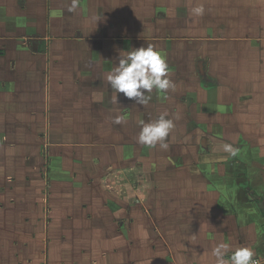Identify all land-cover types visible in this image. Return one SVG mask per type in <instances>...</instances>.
<instances>
[{"label":"rangeland","instance_id":"rangeland-1","mask_svg":"<svg viewBox=\"0 0 264 264\" xmlns=\"http://www.w3.org/2000/svg\"><path fill=\"white\" fill-rule=\"evenodd\" d=\"M124 1L128 3L127 14L110 21L113 28L110 34L100 27L107 21L99 16L97 22L96 17H92L94 14L85 13V5L68 11L71 0H41L42 6L46 3L51 6L52 14H46L48 27L50 24V29L58 33L48 28L45 40L55 50L62 44L58 52L52 51L53 55L47 50L54 59L53 69L55 72L58 68L59 72L64 70L65 76L70 77L68 74L75 71L81 76L77 81L74 77L66 79L61 88L66 96L62 100L67 107L66 118L74 115L79 122L73 130L56 132L54 128L63 125V116L58 119L54 115L52 120L49 117L52 130L38 125V130L16 132L18 142L28 145L5 147L7 140L0 146V264H80L82 261L89 264L94 261L65 256L61 253L58 234L69 238L78 234L63 244L71 253L91 250L100 253L111 249L128 255H133L135 250L138 253L139 232L135 234L134 228L127 232V243L121 246L100 243L93 247L84 235L93 229L102 234L104 227L72 226L71 221L76 225L77 220L80 225L87 224L88 217H91L89 223L102 224L104 219H110V206L115 208L118 217L124 215L125 207L141 206L143 226L156 224L166 232L165 221L155 215L153 204L156 202L201 206L203 202L214 200L225 205L238 201L240 208L241 205L251 208V212L245 213L252 215L256 222L251 229L257 233V238L264 236V130H248L246 111L244 114L241 108V114L238 113L229 95L222 100V93L217 92L219 88L206 92L205 84L197 76L196 60L208 56L199 43L192 42L189 47L181 31L182 14H193L194 0ZM57 3L64 4L59 12L65 14H56ZM118 5L119 2L114 1L113 6ZM57 15L62 16L59 22ZM106 18L109 19V15ZM88 20L93 28H87ZM103 37H108L110 44L97 50L107 42L101 39ZM167 38L173 42L165 41ZM66 43L82 45L84 49L72 50L71 46H64ZM233 44L239 45L234 41ZM149 45L163 54L168 64V78L174 86L166 93L154 89L146 105L135 103L123 93H119L117 103H113L116 93L107 83L106 73L118 64L123 51ZM81 79L83 81L79 82ZM93 94L102 99L94 102ZM243 98L246 101V97ZM222 101L225 104H221ZM165 112L175 125L165 141L168 148L139 144V121H154ZM117 115L124 117L123 123L113 122ZM64 126L70 127L68 123ZM51 131L55 133L52 139L56 137L58 142L73 145L54 147L51 140H46ZM204 139L207 149L201 144ZM224 144L232 145L235 155L223 151ZM11 154L15 162L8 161ZM133 213L139 212L134 211L129 216ZM50 217L52 222L47 226ZM222 223L214 228H228L229 222ZM183 224V221L178 222L184 230ZM171 228L177 226L173 224L169 230ZM46 229L50 233L47 242ZM159 233H163L161 229ZM147 236L142 237L144 243L140 249L144 264L153 260L145 263L152 256V241ZM158 248L157 252L164 255V249Z\"/></svg>","mask_w":264,"mask_h":264},{"label":"crops","instance_id":"crops-1","mask_svg":"<svg viewBox=\"0 0 264 264\" xmlns=\"http://www.w3.org/2000/svg\"><path fill=\"white\" fill-rule=\"evenodd\" d=\"M114 1L119 2V5L114 7ZM189 1L191 2V0ZM121 2L123 5L120 4L119 0H87L85 3L79 2V5H85V13L94 14L92 17L95 16L97 22L99 21L98 17L102 16L101 20L107 21V24L103 23L100 27L107 29L111 34L113 28L110 21L117 20L121 14H127L128 9L125 6L128 3L126 4L124 0ZM194 3L196 7L202 6L203 14H182L183 26H181V31H183L189 47L192 42L199 43L201 47H204V49L200 47L202 52L205 51L206 56H208V58L203 57L196 60L197 76L205 84L206 92L212 88H219L217 92L222 93V100L229 95L230 100L238 108V113H240L239 109L241 108V112L246 111L245 126L248 130L255 131L260 128L264 130V0H194ZM47 5L48 3L45 4L46 8L42 6L41 0H0L1 147L4 146L3 142L7 140L5 147L28 145L18 142L16 132L38 130V128L40 129L38 125L52 130V126L49 125V117L53 118L54 115L58 119H60V115L63 116V125L56 126L53 130L56 132L65 129L73 130L74 127L76 128L74 125H78L79 122L74 115L72 117L69 115L70 118H66L68 116L65 112L67 107H64V102H62L66 96H64L61 88L66 79L69 78L70 80L74 77L73 80L77 81V78L81 76H78L77 71L68 74L69 77L65 76L67 74L64 70L61 69L62 72H59L58 68V72H55L53 69L54 59L47 54V50L50 49L53 55V52L60 50L62 44L55 50L45 40L48 28L52 33L58 34L53 28L50 29V24L48 27L46 14H52V9L51 6ZM63 6L64 4H56V14H65L59 12ZM140 12L142 10H139ZM85 13L81 12L80 14ZM108 15L109 19L106 18ZM60 17L62 16L57 15V22H59ZM88 17L91 16L88 15ZM110 18L112 19L110 20ZM86 25L87 28H93L90 26L92 25L90 20ZM155 25H159L156 20ZM158 28L162 29L161 26ZM96 38L94 37V39ZM101 39H105L107 42L99 47L94 45L97 50L104 48L107 43L110 44L108 37ZM172 40L167 38L165 41L173 42ZM233 41L239 45H234ZM67 45L71 46L72 50L84 49H81L82 45L74 43L64 44L65 47ZM115 45L120 46L116 43ZM200 62L203 63L202 69L206 78L200 72ZM87 76L90 77L89 74ZM82 81L81 79L79 82ZM217 84L218 86H216ZM243 97H246V101L243 100ZM221 104H225V101H222ZM59 109H63V112H58ZM67 123L70 127L64 126ZM53 131L46 135V140L49 142L51 140L54 147L55 145L60 147L73 145L72 143L58 142L60 140H57L56 137L52 139V135L55 134L52 133ZM10 156L8 161L15 162V156L13 154ZM47 162L49 163L50 160L47 159ZM212 192L214 193V190ZM153 206L156 207L157 219L165 221L164 224L168 229L166 232L156 224L151 223L143 226L141 206L138 208L134 206L131 209L125 207L123 209L124 215L119 217L115 208L110 206V219H104L103 223L98 225L93 222L89 223L91 217H88L87 224L83 225L79 224V220L76 221V225L71 221L74 228L104 227L102 234L93 229L92 232H86L84 235L83 238H86L87 243L93 247L100 243L110 246L112 244L113 247L114 244L121 246L122 243H127V232L134 228L135 234L139 232L137 238L140 243L138 253L135 250L133 255H128L119 249L104 250L100 253H96L95 250L71 253L66 250L67 245L63 246V244L67 239L77 237L78 234L70 236V238L58 234V243L62 244L61 253L72 258V260L73 258L94 260L89 261V264H144L143 251L140 249L143 247L142 237L145 234L152 241L150 249L152 256L148 257L145 263L149 259H153L149 261V264H216L212 250L217 244L224 242L230 246L228 256L237 247H251L256 254L255 257L260 258L261 264H264V236L257 238V233L251 229V226L256 222L251 217L252 215L249 216L245 213L251 212V208L248 209L242 205L240 208L238 201H232V203L225 205L214 200L203 202L201 206L183 203L172 206L171 204L156 202ZM227 206L229 207L226 208ZM161 210L163 211L158 212ZM166 210L169 211L167 214L164 212ZM134 211L139 213H133V216L130 217L129 215ZM256 220L259 221V218ZM180 221L184 223V230L178 226ZM224 221L229 222L228 228L218 230L214 228L216 225L223 224ZM50 222H52L51 217L46 225L48 226ZM173 224L177 228L169 230ZM207 227L210 229L206 231ZM160 229L163 233H159ZM48 233L49 231L46 229V242L50 241V233ZM155 233L157 234L155 235ZM159 246L164 249V255L157 252ZM57 256L59 257L58 254ZM83 263L82 261L80 264ZM86 264L88 263L86 262Z\"/></svg>","mask_w":264,"mask_h":264},{"label":"clouds","instance_id":"clouds-1","mask_svg":"<svg viewBox=\"0 0 264 264\" xmlns=\"http://www.w3.org/2000/svg\"><path fill=\"white\" fill-rule=\"evenodd\" d=\"M79 7V0H71L68 11H75ZM195 15H201L203 8L192 9ZM118 64L106 73L105 79L111 89L116 93L112 97L113 103H117L118 94L123 93L128 99H134L135 103L146 105L151 99V93L155 89L157 92L166 93L171 87V80L168 78V64L161 52L153 46L140 47L131 51H123ZM102 99V96L93 94V101ZM113 122L120 124L124 122V117L117 115ZM140 131L137 142L148 147H155L159 144L162 149H167L165 142L170 131L174 128L172 119L167 118V113H162L156 120L145 123L139 121ZM223 151L235 155V149L230 144L223 145ZM229 245L221 242L217 244L212 255L216 264H259L254 259L255 252L251 247H237L230 256L227 255Z\"/></svg>","mask_w":264,"mask_h":264},{"label":"water","instance_id":"water-1","mask_svg":"<svg viewBox=\"0 0 264 264\" xmlns=\"http://www.w3.org/2000/svg\"><path fill=\"white\" fill-rule=\"evenodd\" d=\"M202 65H203V63L200 62V63H199L200 72H201L202 76H203L204 78H206V74H205V72H204L203 69H202ZM207 81H210V79H207ZM202 146H203V148H205V149L208 148V147H207V142H206L205 139L202 141Z\"/></svg>","mask_w":264,"mask_h":264},{"label":"built area","instance_id":"built-area-1","mask_svg":"<svg viewBox=\"0 0 264 264\" xmlns=\"http://www.w3.org/2000/svg\"><path fill=\"white\" fill-rule=\"evenodd\" d=\"M254 259H257L259 261V264H261V260L258 257H254Z\"/></svg>","mask_w":264,"mask_h":264},{"label":"trees","instance_id":"trees-1","mask_svg":"<svg viewBox=\"0 0 264 264\" xmlns=\"http://www.w3.org/2000/svg\"><path fill=\"white\" fill-rule=\"evenodd\" d=\"M252 192H253V190L252 189H250Z\"/></svg>","mask_w":264,"mask_h":264}]
</instances>
